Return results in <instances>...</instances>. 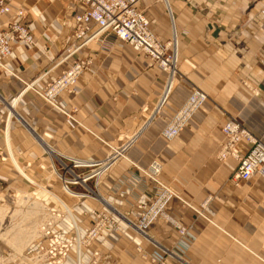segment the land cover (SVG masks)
Listing matches in <instances>:
<instances>
[{
  "label": "crops",
  "instance_id": "obj_1",
  "mask_svg": "<svg viewBox=\"0 0 264 264\" xmlns=\"http://www.w3.org/2000/svg\"><path fill=\"white\" fill-rule=\"evenodd\" d=\"M7 2L11 10L0 15V28L20 9L33 41L13 44L11 56L0 59V112L12 113L5 124L8 136L0 126V193L6 195L0 203L10 208L11 192L33 191L38 201L57 208L55 195L75 222L61 215L54 231L62 239L85 235L93 224L90 211L106 212L115 227H106L80 252L69 251L65 264H84L92 251L111 255L114 264H152L154 254L183 246L182 259L169 264H264V181L236 184L237 161L217 159L229 117L264 144V0L138 1L152 33L162 42L173 35L177 40L178 75L157 113L166 73L149 67L144 55L114 36L64 59L73 45V17L84 10L77 0ZM76 60L90 64L73 89L60 93L56 107L43 100L39 93ZM194 89L206 101L173 140H165L163 129ZM238 150L245 155L247 144L241 142ZM115 152L97 180L68 187L90 196H57L61 181L52 164L99 163ZM154 161L161 166L157 179L176 198L165 208L166 218L149 227L146 240L129 223L137 222L158 192L149 175ZM90 171L73 168L80 175ZM30 201L19 194L20 208ZM26 215L21 220L34 221V211ZM178 227L192 240H183ZM18 236L19 243L13 234L7 242L19 254L34 240Z\"/></svg>",
  "mask_w": 264,
  "mask_h": 264
},
{
  "label": "built area",
  "instance_id": "obj_2",
  "mask_svg": "<svg viewBox=\"0 0 264 264\" xmlns=\"http://www.w3.org/2000/svg\"><path fill=\"white\" fill-rule=\"evenodd\" d=\"M84 8L81 13L73 17V45L66 50L64 59L70 58L81 49L87 48L92 43L101 42L107 35H112L119 42L125 43L139 54H142L148 60L149 67H155L166 73L164 91L160 100L154 109L157 113L164 104L177 75L178 51L177 40L175 35L169 42H162L149 29V22L142 11L136 8L139 0H77ZM11 10L7 0H0V15L7 14ZM24 17L23 11L15 10V20L8 22L5 29L0 28V59H6L12 54L13 44H30L33 37L20 19ZM89 60H76L68 69L51 83L45 91L39 93L43 100L56 107L55 101L60 93L73 89L80 75L89 66ZM0 65H2L0 63ZM207 95L199 89H194L183 106L167 123L162 131L165 140H173L189 123L194 113L206 101ZM13 103V102H12ZM4 103L0 99V106ZM153 113V114H154ZM12 116L8 111L5 118L0 112V124H5ZM223 143L217 153L219 161L235 159L238 163L235 173L232 175V181L236 184L249 181L253 178L264 181V144L254 137L236 118L229 117L222 126ZM245 142L248 151L241 155L238 145ZM117 153L99 163L81 162L73 160L74 168L78 167H96L92 176H101L106 172L112 162L115 160ZM66 167V166H65ZM67 171H72L67 167ZM161 166L154 161L149 168V175L157 184L158 192L153 198L151 204L142 212L137 223H129L139 234L146 240L149 239L147 231L149 227L159 218H166L164 211L168 203L176 198V195L164 186L157 176ZM73 174V173H72ZM79 178L65 181V188L70 192L68 185L75 184ZM71 181V182H70ZM81 181H85L81 179ZM98 217V216H97ZM106 218V216H104ZM103 217V218H104ZM104 221V219L99 218ZM99 229L92 230L87 241L95 239ZM178 233L183 240H192V236L182 227H178ZM47 244L40 247L35 258L42 264H62L69 250L77 246L79 240L62 239L59 235L51 234L49 230L45 231ZM184 246L179 247L178 251L163 249L161 254H154L150 261L152 264H169V260L180 261L184 252ZM97 255V253H95ZM47 260V261H46Z\"/></svg>",
  "mask_w": 264,
  "mask_h": 264
},
{
  "label": "rangeland",
  "instance_id": "obj_3",
  "mask_svg": "<svg viewBox=\"0 0 264 264\" xmlns=\"http://www.w3.org/2000/svg\"><path fill=\"white\" fill-rule=\"evenodd\" d=\"M167 42H169V41H167ZM178 63H179V60H178ZM178 63H177V75H178ZM177 75H176V77H177ZM55 104H56V101H55ZM3 118H5V115ZM0 126H2V130H3L5 127V120L3 123L0 124ZM8 131L9 130H6V127H5V133H6L5 135L6 136H8V134H9ZM221 131H222V129H221ZM13 164L15 165V167L19 171V173H21L22 175L25 176V174L23 173L21 168L17 165V163L14 160H13ZM65 166L66 165H62L61 163H58V161H56V165L52 164V166H51V167H54L53 169H55L54 171H56V173L53 172V175L56 174L55 175L56 181H58V182L61 181V184H60V182H59V184H60V187L62 188L61 189L62 194L56 193L57 196L58 197L64 196L67 198V197L72 196L71 193H73L75 196H77V198L90 196V193H87L85 190H82L81 191L82 193H80V192L78 193V192H75L69 188L72 191L70 193L66 192L64 189L65 181L73 180L74 176L79 178V180L75 184L80 183L81 179H84V178H85V181L89 180L91 178H94L95 180H97L100 176H98V177L92 176L94 171L96 170V167H83V168H85L87 170H91V171L88 172L86 175H80L78 173L73 172L74 167H73L72 163L70 166H68V165L66 167ZM67 167L72 171L73 174L68 172L67 171L68 169H65ZM53 169L50 168L51 171H53ZM49 179H51V178H49ZM48 185H51V184H48ZM69 185H71V184H69ZM69 185H68V187H69ZM39 186L42 187V185H38V187ZM44 187H46V186H44ZM45 191H46V193L47 192L50 193L49 190L44 189V192ZM19 194L31 196V201H30V204L28 206L26 205L25 207H21V208L19 207V204H18ZM91 194H92L91 195L92 197L96 196V194L94 192H92ZM52 196L58 205L57 208L51 207L49 205H45L41 201H38L33 191H31L30 193H25V192H20V191L11 192L10 196L8 197L11 199V202H12V205H10L11 209L0 203V248H2V250H0V264H42L41 261H39V260H37V258H35L34 253H36L40 247L46 246L45 244H47L46 241L48 238H46V236H45V231L49 230V232L51 234H56V232L54 231V228L56 226V222L61 218L62 214L68 215L72 221L74 219L72 212L71 213L68 212L69 206L63 207L60 200L55 198V195L52 194ZM5 199H6V195H3L0 193V202H4ZM36 203L39 205L38 209H36V207H35ZM20 209L23 212L22 211L20 212ZM32 211L35 212L34 221H32V220H25V221L21 220V218H25V216H27L26 212H32ZM6 215L9 216V218H6L5 217ZM88 216L93 221L92 227L82 237H78V236L74 235L72 238H70V239H76L77 238V240L80 241V242H78L77 246L72 248L73 250H76L78 252L81 251V247L82 248L88 247V246H90V244L93 241L98 240L99 235L104 231V229L106 227H108V226H112V227L114 226L115 227V225H116V223L104 211L92 210L88 213ZM104 216H106V218ZM18 218H20V219H18ZM99 218L104 219V221L102 222V220H100ZM94 229L100 230V231H98L99 233H98L97 237L95 239H92L91 241H87L88 240L87 237H88L89 233ZM12 234H13V237L11 239H14L18 243H19L21 237L18 236V237L14 238V236L22 235V234L27 236V238H26L27 241H29V242H31L33 240L34 241L30 245L25 247L21 253L18 254L13 247L14 245L12 246V242L11 243L7 242L8 237L10 238V236H12ZM72 249H70L69 251H71ZM95 253H97V255H95ZM67 255H66V257H67ZM66 257H65L64 261L62 262V264L66 263L65 262ZM114 261L115 260L113 259V257L111 255H102L99 251H92L90 254H88V257H87L86 262L84 264H107V263L114 264ZM47 263H48V261H47Z\"/></svg>",
  "mask_w": 264,
  "mask_h": 264
},
{
  "label": "bare ground",
  "instance_id": "obj_4",
  "mask_svg": "<svg viewBox=\"0 0 264 264\" xmlns=\"http://www.w3.org/2000/svg\"><path fill=\"white\" fill-rule=\"evenodd\" d=\"M14 103H13V105H15L16 103H17V100H14L13 101ZM6 130H8V124H7V126H6ZM6 134V133H5ZM71 192V191H70ZM71 197H76L73 193H71ZM27 196V195H26ZM21 211V210H20ZM18 216V215H17ZM24 216V215H23ZM30 216V215H29ZM19 217V216H18ZM18 219H20V218H18ZM36 234V233H35ZM22 239H24L23 237H22ZM10 243V242H9ZM28 243V242H27Z\"/></svg>",
  "mask_w": 264,
  "mask_h": 264
}]
</instances>
